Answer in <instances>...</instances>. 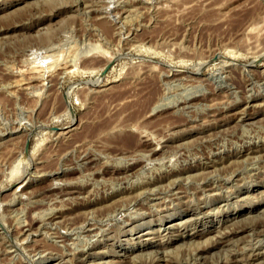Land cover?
Masks as SVG:
<instances>
[{"label": "rangeland", "instance_id": "rangeland-1", "mask_svg": "<svg viewBox=\"0 0 264 264\" xmlns=\"http://www.w3.org/2000/svg\"><path fill=\"white\" fill-rule=\"evenodd\" d=\"M263 90L264 0H0V264H264Z\"/></svg>", "mask_w": 264, "mask_h": 264}, {"label": "bare ground", "instance_id": "bare-ground-1", "mask_svg": "<svg viewBox=\"0 0 264 264\" xmlns=\"http://www.w3.org/2000/svg\"><path fill=\"white\" fill-rule=\"evenodd\" d=\"M38 1V0H37ZM93 1V0H92ZM147 1V0H146ZM152 1V0H151ZM13 2V1H12ZM118 2V1H117ZM89 3V2H88ZM96 3H98V2H96ZM148 3V2H147ZM99 4V3H98ZM102 5V4H101ZM100 5V6H101ZM110 5V4H109ZM103 6V5H102ZM110 6H112V5H110ZM93 7V6H92ZM92 7H90V8H92ZM141 7V6H140ZM147 7V6H146ZM106 8V7H105ZM108 8V7H107ZM145 8V7H144ZM80 9V8H79ZM115 9V8H114ZM127 9V8H126ZM125 9V10H126ZM109 10V9H108ZM80 11V10H79ZM84 11V10H83ZM87 11V10H86ZM115 11V10H114ZM143 11V10H142ZM141 11V12H142ZM117 12V11H116ZM115 12V13H116ZM84 13V12H83ZM87 13V12H86ZM118 13H119V11H118ZM135 13V12H134ZM122 14V13H121ZM87 15V14H86ZM117 15V14H116ZM133 15V14H132ZM137 15V14H136ZM97 16V15H96ZM109 17V16H108ZM123 17H129V16H123ZM116 19V18H115ZM123 20H125V19H123ZM129 20V19H128ZM105 21V20H104ZM110 22V21H109ZM116 23V22H115ZM38 24V23H37ZM112 24V23H111ZM140 25V24H139ZM249 25V24H248ZM247 25V26H248ZM251 25H252V23H251ZM254 25V24H253ZM122 26V25H121ZM125 26V25H124ZM123 26V27H124ZM250 26V25H249ZM139 27V26H138ZM252 27V26H251ZM251 27H249V28H251ZM118 28H119V26H118ZM253 28V27H252ZM139 29V28H138ZM247 29H248V27H247ZM256 29V28H255ZM120 30V29H119ZM122 30V29H121ZM116 31V30H115ZM124 31H125V29H124ZM252 31V30H251ZM253 31H254V28H253ZM121 32V31H120ZM130 33V32H129ZM124 35V34H123ZM127 35V34H126ZM125 35V36H126ZM130 37V36H129ZM118 38V37H117ZM124 39V38H123ZM125 42V41H124ZM132 46V45H131ZM99 47V46H98ZM261 49H263V48H261ZM98 51V50H97ZM103 51H105V50H103ZM102 51V52H103ZM123 51V50H122ZM261 51V50H260ZM103 54V53H102ZM107 54V53H106ZM105 54V55H106ZM99 55V54H98ZM261 56V55H260ZM105 58V57H104ZM106 59V58H105ZM109 59V58H108ZM255 59H257V58H255ZM51 60V59H50ZM49 60V61H50ZM206 60V59H205ZM49 61H47V62H49ZM109 61H111V60H109ZM104 62H108V60L106 59ZM103 62V63H104ZM207 62V61H206ZM143 63V62H142ZM67 64V63H66ZM72 64V63H71ZM101 64V63H100ZM147 64V63H146ZM204 64V63H203ZM104 64H102V66H103ZM107 65H108V63H107ZM155 65V64H154ZM73 66V65H72ZM105 66H106V63H105ZM104 66V67H105ZM158 66V65H157ZM65 67V66H64ZM140 67V66H139ZM153 67V66H152ZM200 67V66H199ZM156 68V67H155ZM174 68V67H173ZM143 70V69H142ZM158 70V69H157ZM165 70V69H164ZM163 70V71H164ZM198 70V69H197ZM34 72V71H33ZM36 73H38V72H36ZM245 73V72H244ZM34 74V73H33ZM144 75V74H143ZM147 75V74H146ZM228 75V74H227ZM32 76H34V75H32ZM207 76V75H206ZM223 76V75H222ZM35 77V76H34ZM29 78H31V79H33L32 77H29ZM28 78V79H29ZM160 78V77H159ZM179 78V77H178ZM194 78V77H193ZM217 78V77H216ZM31 79L29 80V82L31 81ZM35 79V78H34ZM138 79V78H137ZM170 80H173V79H170ZM189 80V79H188ZM199 80V79H198ZM210 80V79H209ZM217 80V79H216ZM18 81V80H17ZM97 81V80H96ZM154 81V80H153ZM20 82H22V81H19V84H20ZM24 82H26L27 84H28V81L26 80V81H24ZM23 82V83H24ZM159 82V81H158ZM15 84H17V82H14ZM25 83V84H26ZM135 83V82H134ZM149 83V82H148ZM155 83V82H154ZM153 83V84H154ZM171 83V82H170ZM187 83V82H186ZM189 83V82H188ZM30 84V83H29ZM152 84V85H153ZM195 84V83H194ZM201 84V83H200ZM221 84V83H220ZM254 84V83H253ZM23 85V84H22ZM144 85V84H143ZM148 85V84H147ZM147 85H146V89H147ZM152 85H151V87H152ZM179 85V84H178ZM224 85V84H223ZM21 86V85H20ZM27 86H29V85H27ZM188 86V85H187ZM256 86V85H255ZM24 87H25V85H24ZM134 87V86H133ZM154 87H156V85L154 86ZM175 87H177V86H175ZM192 87V86H191ZM213 87V86H212ZM211 87V88H212ZM218 87V86H217ZM248 87V86H247ZM17 88V87H16ZM28 88V87H27ZM88 88V87H87ZM150 88V87H149ZM148 88V89H149ZM254 88V87H253ZM257 88V87H256ZM96 89V88H95ZM138 89V88H137ZM144 89V88H143ZM160 89V88H159ZM194 89V88H193ZM204 89V88H203ZM259 89V88H258ZM140 90V89H139ZM145 90V89H144ZM153 90V89H152ZM157 90V89H156ZM156 90L154 91V92H156ZM131 91V90H130ZM211 91V90H210ZM246 91V90H245ZM264 91V90H263ZM138 92V91H137ZM149 92H151L150 90H149ZM167 92V91H166ZM191 93V92H190ZM134 94V93H133ZM138 94V93H137ZM141 94V93H140ZM145 94V93H144ZM144 94H142V95H144ZM147 94V93H146ZM155 94V93H154ZM233 94V93H232ZM38 95V94H37ZM127 95V94H126ZM129 95H131V94H129ZM152 95V99H153V94H151ZM164 95V94H163ZM163 95H162V97H163ZM41 96V95H40ZM135 96V95H134ZM127 97V96H126ZM133 97V96H132ZM155 97V96H154ZM194 97V96H193ZM125 98V97H124ZM137 98V97H136ZM139 98V97H138ZM148 98H151V97H149L148 96ZM148 98L146 99L147 100V104H148ZM196 98V97H195ZM246 98V97H245ZM38 99H39V97H38ZM135 99V98H134ZM141 99H143V98H141ZM141 99H140V101H141ZM143 100V102H145L146 103V100ZM137 100V99H136ZM161 100V99H160ZM163 100V99H162ZM182 100V99H181ZM246 100V99H245ZM120 101H121V98H120ZM138 101H139V99H138ZM197 101V100H196ZM204 101V100H203ZM202 101V102H203ZM126 102V101H125ZM133 102L134 101H132V104H133ZM185 102V101H184ZM193 102V101H192ZM206 102V101H205ZM256 102V101H255ZM259 102V101H258ZM127 103V102H126ZM141 103V102H140ZM174 103V102H173ZM245 103H247V102H245ZM252 103V102H251ZM260 103V102H259ZM138 104V102L136 101V105ZM142 104V103H141ZM224 104V103H223ZM253 104H254V102H253ZM135 105V104H134ZM244 105H246V104H244ZM244 105H243V107H244ZM148 106V105H147ZM147 106L145 107V109L147 108ZM161 106V104L159 105V99L158 98H154V100L151 102V104L148 106L149 108H148V115H149V112L151 113V112H154V110H156L158 107H160ZM180 106V105H179ZM183 106V105H182ZM125 107H126V105H125ZM129 107H130V104H129ZM136 107V106H135ZM134 107V108H135ZM139 107V106H138ZM243 107H241V109L243 108ZM139 108H142V106L141 107H139ZM193 108V107H192ZM240 108V107H239ZM195 110V109H194ZM159 111V110H158ZM174 111V110H173ZM183 111H184V109H183ZM232 111V110H231ZM236 111V110H235ZM227 113V112H226ZM233 113V112H232ZM135 114V113H134ZM141 114V113H140ZM144 114V113H143ZM177 114H178V112H177ZM242 113H237V115H235V118L236 117H238L240 120H243L244 118H245V116H242L241 115ZM136 115H138V114H136ZM254 115V114H253ZM140 116V115H139ZM184 116H186V115H184ZM121 117V116H120ZM123 117V116H122ZM192 117V116H191ZM196 118V117H195ZM122 119V118H121ZM143 119V118H142ZM72 120H73V118H72ZM136 120V119H135ZM120 121V120H119ZM124 122H126V119H125V121ZM118 123V122H117ZM122 123V122H121ZM134 123V122H133ZM130 124V123H129ZM78 125V124H77ZM124 125V124H123ZM132 125V124H131ZM130 125V126H131ZM137 125V124H136ZM70 126V125H69ZM113 126H115V125H113ZM112 126V127H113ZM135 126V125H134ZM125 127V126H124ZM124 127H122L121 126V128H123V129H121V131L122 130H124ZM13 128V127H12ZM11 128V129H12ZM127 128H131V130H132V128H133V125H132V127H127ZM135 128H136V126H135ZM140 128V127H139ZM138 128V129H139ZM104 129H105V127H104ZM141 129V128H140ZM139 129V130H140ZM103 130V129H102ZM127 130V129H126ZM129 130V129H128ZM138 130V131H139ZM120 131V130H119ZM133 131V130H132ZM67 132H69V131H67ZM66 132V133H67ZM141 133V132H140ZM147 133V132H146ZM9 134V133H8ZM57 134V133H56ZM121 133H119L118 135H120ZM122 134L123 135H121V136H126L127 138H128V140L130 139V140H132L133 141V144L135 145V146H137L138 145V143H139V139H136V137H133L129 132H127L126 131V133H124V131L122 132ZM138 134V133H137ZM143 134V133H142ZM228 135V134H227ZM146 136V135H145ZM149 136V135H148ZM26 137V136H25ZM28 137V136H27ZM153 137V136H152ZM145 139V138H144ZM250 139V138H249ZM152 141H153V139H151ZM158 141V140H157ZM160 141H161V139H160ZM250 142V141H249ZM247 143V142H246ZM158 144V143H157ZM236 146V145H235ZM242 146V145H241ZM157 148V147H156ZM155 147H154V149L153 150H155L156 149ZM133 150V149H132ZM137 150V149H136ZM150 150V149H149ZM152 150V149H151ZM206 150V149H205ZM219 150V149H218ZM19 151H20V149H19ZM129 151V150H128ZM245 151V150H244ZM263 152V151H262ZM127 153V152H126ZM137 154H138V152H137ZM150 154V153H149ZM148 154V155H149ZM216 154V153H215ZM257 154V153H256ZM82 155V154H81ZM249 155V154H248ZM258 155H259V153H258ZM1 156V155H0ZM263 156V155H262ZM133 159V158H132ZM137 159V158H136ZM139 159H141V158H139ZM147 159V158H146ZM149 159V158H148ZM236 159V158H235ZM239 159V158H238ZM255 158H253V160H254ZM77 160V159H76ZM84 160H86V159H84ZM90 160V159H89ZM126 160V159H125ZM188 160V159H187ZM3 161V160H2ZM34 161V160H33ZM108 161V160H107ZM111 161V160H110ZM119 161V160H118ZM32 162V161H31ZM63 162V161H62ZM125 163V162H124ZM162 163V162H161ZM211 163V162H210ZM118 164V163H117ZM144 164V163H143ZM145 164H147V163H145ZM176 164V163H175ZM188 164V163H187ZM221 165H222V163H221ZM251 165V164H250ZM60 166V165H59ZM137 166V165H136ZM248 166V165H247ZM253 166V165H252ZM146 167V166H145ZM150 167V166H149ZM165 167V166H164ZM55 168V167H54ZM126 168V167H125ZM176 168V167H175ZM78 169V168H77ZM157 169V168H156ZM261 169V168H260ZM2 170H4V169H2ZM13 170V169H12ZM57 170V169H56ZM98 170H99V168H98ZM197 170V169H196ZM204 170H206V169H204ZM17 171V170H16ZM15 171V172H16ZM52 171V170H51ZM54 171V170H53ZM3 172V171H2ZM12 172V171H11ZM10 172V173H11ZM23 172V171H22ZM42 172V171H41ZM12 173H14V172H12ZM79 173V172H78ZM90 173V172H89ZM145 173V172H144ZM192 172H190V174H191ZM90 174H92V173H90ZM110 174V173H109ZM149 174V173H148ZM154 174V173H153ZM232 174V173H231ZM102 175V174H101ZM100 175V176H101ZM9 176L10 177H12L10 174H9ZM82 176V175H81ZM108 176V175H107ZM230 176V175H229ZM2 177V176H1ZM30 177V176H29ZM91 177V176H90ZM184 177H186V175L184 176ZM26 178V177H25ZM101 178V177H100ZM188 178V176L186 177V179ZM11 179H13V178H11ZM11 179H9L10 181H11ZM55 179V178H54ZM57 179V178H56ZM77 179H79V178H77ZM90 179V178H89ZM94 179V178H93ZM127 179V178H126ZM177 179V178H176ZM259 179V178H258ZM60 180V179H59ZM64 180V179H63ZM69 180V179H68ZM76 180V179H75ZM145 180V179H144ZM159 179H157V180H154V181H152V182H150V183H148V184H153V185H155V186H158L159 185V183H158V185H156L155 183L158 181ZM261 180V179H260ZM24 180H22V183H24L23 182ZM148 181V180H147ZM150 181H151V179H150ZM21 182V181H20ZM52 182V181H51ZM60 182V181H59ZM65 182V181H64ZM70 182V181H69ZM138 182H140V181H138ZM137 182V183H138ZM55 184H57L56 182H54ZM54 183H53V185H54ZM82 183V182H81ZM94 183V182H93ZM166 183V182H165ZM59 184V183H58ZM61 184H62V182H61ZM61 184H59V185H61ZM64 184V183H63ZM136 184V183H135ZM163 184V183H162ZM162 184H160V185H162ZM21 185V184H20ZM28 185V184H27ZM70 185V184H69ZM74 185V184H73ZM99 185V184H98ZM103 185V184H102ZM137 185V184H136ZM168 185V184H167ZM25 185H23V186H21V188L20 189H22L23 187H24ZM150 186V185H149ZM163 186V185H162ZM211 186V185H210ZM17 188H18V186H16ZM16 187H15V190H16ZM54 187V186H53ZM174 187V186H173ZM63 189H64V187H62ZM74 188H76V189H74ZM72 187V188H69V189H67L66 188V190H65V194H73V193H78L79 194V191L78 190H80V189H78V187ZM105 188V187H104ZM123 188V187H122ZM126 188V187H125ZM150 188H153V187H150ZM19 189V188H18ZM140 189V188H139ZM153 189H156V187L155 188H153ZM152 189V190H153ZM160 189V188H159ZM24 190V189H23ZM54 190V189H53ZM120 190V189H119ZM148 191L149 190H151V189H147ZM164 190H166V189H164ZM213 190V189H212ZM259 190V189H258ZM19 191V190H18ZM144 191V190H143ZM215 191V190H214ZM250 191V190H249ZM257 191V190H256ZM16 192V191H15ZM25 192V191H24ZM48 192V191H47ZM136 192V191H135ZM21 193H23V191L21 192ZM131 193V192H130ZM130 193H128V195L130 194ZM219 193V192H218ZM254 193V192H253ZM17 194V193H16ZM25 194V193H24ZM123 195H124V193H122ZM157 194V193H156ZM131 195V194H130ZM133 195V194H132ZM161 195V194H160ZM178 195V194H177ZM21 196H23V195H21ZM69 196V195H68ZM153 196H155V195H153ZM166 196V195H165ZM172 196V195H171ZM213 196V195H212ZM241 196V195H240ZM47 197V196H46ZM50 197V196H49ZM59 197V196H58ZM100 197V196H99ZM122 197V196H121ZM196 197V196H195ZM215 197V196H214ZM263 197V196H262ZM48 198V197H47ZM118 198H119V196H118ZM254 198H255V196H254ZM258 198V197H257ZM264 198V197H263ZM113 199H115V198H113ZM144 199V198H143ZM167 199V198H166ZM165 199V200H166ZM242 199H243V197H242ZM252 199V198H251ZM24 200V199H23ZM43 200V199H42ZM47 200V199H46ZM145 200V199H144ZM163 200V199H162ZM246 200V199H245ZM258 200V199H257ZM6 201V200H5ZM39 201V200H38ZM135 201V200H134ZM149 201V200H148ZM175 201V200H174ZM243 201V200H242ZM247 201V200H246ZM43 202H44V200H43ZM58 202V201H57ZM76 202V201H75ZM143 202V201H142ZM54 203V202H53ZM107 203H110V200H109V202H107ZM106 203V204H107ZM124 203V202H123ZM61 204V203H60ZM130 204V203H129ZM53 205H55V203L53 204ZM226 205V204H225ZM31 206V205H30ZM61 206V205H60ZM96 206V205H95ZM101 206V205H100ZM206 206V205H205ZM27 207H29V206H27ZM58 207H59V205H58ZM163 207V206H162ZM187 207H189V206H187ZM259 207V206H258ZM50 208V207H49ZM53 208H55V207H53ZM60 208V207H59ZM136 208V207H135ZM134 208V209H135ZM145 208V207H144ZM151 208V207H150ZM153 208V207H152ZM217 208V207H216ZM252 208V207H251ZM254 208V207H253ZM3 209V208H2ZM45 209V208H44ZM158 209V208H157ZM263 209H264V207L262 208V211H263ZM106 210H108V209H106ZM132 210V209H131ZM185 210H187V209H185ZM202 210V209H201ZM200 210V211H201ZM208 210V209H207ZM237 210V209H236ZM35 211V210H34ZM37 211H39V210H37ZM55 211V210H54ZM119 211V210H118ZM138 211V210H137ZM196 211V210H195ZM242 211V210H241ZM240 210L238 211V212H241ZM249 211V210H248ZM42 212V211H41ZM77 212V211H76ZM199 212V211H198ZM234 212V211H233ZM19 213V212H18ZM45 213V212H44ZM60 213V212H59ZM73 213V212H72ZM132 213V212H131ZM178 213V212H177ZM194 213V212H193ZM249 213V212H248ZM251 213V212H250ZM40 214V213H39ZM42 214V213H41ZM58 214V213H57ZM148 214V213H147ZM199 214V213H198ZM241 214V213H240ZM8 215V214H7ZM24 215V214H23ZM34 215V214H33ZM44 215V214H43ZM42 215V216H43ZM53 215H55V214H53ZM62 215V214H61ZM70 215V214H69ZM128 215V214H127ZM15 216V215H14ZM45 216V215H44ZM90 216V215H89ZM232 216V215H231ZM239 216V215H238ZM57 217V215H55V218ZM92 217V216H91ZM104 217V216H103ZM258 217V216H257ZM44 218V217H43ZM225 218V217H224ZM245 218V217H244ZM253 218V217H252ZM14 219V218H13ZM18 219V218H17ZM62 219V218H61ZM123 219V218H122ZM249 219V218H248ZM16 220V219H15ZM22 220V219H21ZM24 220V219H23ZM42 220V219H41ZM50 220V219H49ZM55 220V219H54ZM180 220V219H179ZM221 220V219H220ZM219 220V221H220ZM245 220V219H244ZM193 221V220H192ZM213 221V220H212ZM218 221V222H219ZM112 222V221H111ZM260 222V221H259ZM16 223H18V222H16ZM53 223H55V222H53ZM91 223V222H90ZM97 223V222H96ZM182 221H179V222H175V223H173V224H169L168 226H167V228L166 229H168V228H170L171 230L172 229H178V228H180V226L182 225ZM228 223V222H227ZM262 223V222H261ZM260 223V224H261ZM19 224H22V223H19ZM58 224V223H57ZM71 224V223H70ZM73 224H75V223H73ZM72 224V225H73ZM162 224V223H161ZM2 225V224H1ZM7 225V224H6ZM95 225V224H94ZM110 225V224H109ZM204 225V224H203ZM233 225V224H232ZM231 225V226H232ZM15 226V225H14ZM18 226V225H17ZM56 226V225H55ZM70 226V225H69ZM140 226V225H139ZM198 226V225H197ZM230 226V225H229ZM240 226V225H239ZM253 226V225H252ZM3 227V226H2ZM12 227V226H11ZM16 227V226H15ZM33 227V226H32ZM65 227V226H64ZM63 227V228H64ZM71 227V226H70ZM73 227V226H72ZM166 227V226H165ZM212 227V226H211ZM247 227V226H246ZM19 228V227H18ZM28 228V227H27ZM103 228H105V227H103ZM155 228V227H154ZM205 228V227H204ZM218 228V227H217ZM216 228V229H217ZM226 228V227H225ZM249 228V227H248ZM258 228V227H257ZM260 228H262V227H260ZM32 229V228H31ZM38 229V228H37ZM67 229V228H66ZM65 229V230H66ZM153 229V228H152ZM222 229V228H221ZM220 229V230H221ZM224 229V228H223ZM228 229V228H227ZM4 230H5V233H6V229L4 228ZM45 230V229H44ZM57 230V229H56ZM60 230H61V228H60ZM88 230V229H87ZM112 230V229H111ZM149 230V229H148ZM184 230V229H183ZM205 230V229H204ZM213 230H215V228L213 229ZM225 230V229H224ZM250 230V229H249ZM259 230V229H258ZM8 231V230H7ZM36 231H38V230H36ZM99 231V230H98ZM101 231V230H100ZM178 231V230H177ZM192 231V230H191ZM239 231H241V228H234V229H232V230H228V231H225V232H219L218 231V240H221L223 237H224V235H226V234H236V233H238ZM251 231V230H250ZM145 232V231H144ZM148 232V231H147ZM154 232V231H153ZM174 232V231H173ZM264 232V231H263ZM95 233V232H94ZM152 233V232H151ZM204 232H194V234H192V236H190V238H192V237H195V235H201V234H203ZM255 233V232H254ZM7 234H8V232H7ZM35 234V233H34ZM87 234V233H86ZM89 234V233H88ZM159 234V233H158ZM174 234V233H173ZM182 234V233H181ZM141 235V234H140ZM179 235V234H178ZM184 235H185V233H184ZM213 235V234H212ZM239 235V234H238ZM237 235V236H238ZM242 235V234H241ZM8 236V235H7ZM81 236V235H80ZM104 236V235H103ZM119 236V235H118ZM150 236V235H149ZM149 236H148V238H149ZM165 236V235H164ZM167 236V235H166ZM213 236H215V235H213ZM73 237V236H72ZM90 237H91V235H90ZM208 237H210L211 238V236H210V234H209V236H207L206 238H204V240L206 239H208ZM230 237V236H229ZM234 237H236V236H234ZM233 237V238H234ZM15 238V237H14ZM25 238V237H24ZM147 238V237H146ZM152 238V237H151ZM164 238V237H163ZM198 238V237H197ZM250 238V237H249ZM13 239V238H12ZM86 239V238H85ZM91 239V238H90ZM196 239V238H195ZM212 240H213V238H211ZM225 239V238H224ZM2 240H5V239H2ZM18 240V239H17ZM23 240V239H22ZM68 240V239H67ZM167 240V239H166ZM169 240V239H168ZM192 240V239H191ZM201 240H203L202 238H201ZM229 240V239H228ZM235 240V239H234ZM234 240H233V243H234ZM257 240V239H256ZM261 240V239H260ZM1 241V240H0ZM76 241V240H75ZM86 241H87V239H86ZM160 241V240H159ZM163 241V240H162ZM186 241V240H185ZM198 241H199V239H198ZM197 241V243L198 244H200V241L198 242ZM235 241H237V240H235ZM19 242V241H18ZM77 242V241H76ZM81 242V241H80ZM149 242H150V240H149ZM193 242H194V239H193ZM228 242V241H227ZM261 242V241H260ZM141 243V242H140ZM181 243V242H180ZM194 243H196V242H194ZM196 243V244H197ZM202 243H205L204 241H202ZM201 243V244H202ZM214 243V242H213ZM237 243V245H238V242H236ZM236 243H235V245H236ZM83 244V243H82ZM179 244V243H178ZM177 244V245H178ZM190 244L191 243H189V247H191L190 246ZM197 244V245H198ZM217 244V243H216ZM226 244V243H225ZM232 244V243H231ZM244 244V243H243ZM254 244H256L257 245V243L255 242ZM7 245V244H6ZM86 245V244H85ZM156 245V244H155ZM160 245V244H159ZM176 245V244H175ZM174 245V246H175ZM176 245V246H177ZM184 244H182V246H183ZM192 245V244H191ZM208 245V244H207ZM240 245V244H239ZM148 246V244L146 245V244H142V245H139L138 244V246H137V249L136 250H138V252L139 253H141L140 251H142V253L144 254L145 252H143V250L145 251L146 250V247ZM161 246V245H160ZM168 246H170V245H168ZM168 246H167V248H168ZM180 246H181V244L179 245V248H180ZM199 247H201L200 245H198ZM197 246V247H198ZM12 247V246H11ZM16 247V246H15ZM37 247V246H36ZM65 247V246H64ZM162 247V246H161ZM198 247V248H199ZM204 247V246H203ZM218 247V246H217ZM233 247V246H232ZM3 248V247H2ZM9 248V247H8ZM7 248V249H8ZM83 248H84V246H83ZM131 248V247H130ZM129 248V249H130ZM157 248H158V246H157ZM164 248H166V247H164ZM177 248V247H176ZM178 248V249H179ZM239 248V247H238ZM245 248V247H244ZM10 249V248H9ZM77 249V248H76ZM260 249H262L261 248V246H260V248H256V249H251L250 248V250H249V253L246 255L245 254V256L247 257V259H251V260H253L254 258H256V257H258L260 254H261V250ZM47 250V249H46ZM71 250V249H70ZM99 250V249H98ZM125 250V249H124ZM149 250V251H148ZM147 251L148 252H150V249H148ZM153 250V249H152ZM160 250V249H159ZM172 250H173V248H172ZM174 250H176V249H174ZM221 250H222V246H221ZM230 250V249H229ZM239 250H241V248L239 249ZM246 250V249H245ZM15 251V250H14ZM155 251V250H154ZM157 251H158V249H157ZM156 251V252H157ZM161 252H163L162 250H160ZM180 251V250H179ZM191 251H192V248H191ZM206 251V250H205ZM212 251V250H211ZM224 251V250H223ZM243 251V250H242ZM17 252V251H16ZM35 252V251H34ZM62 252V251H61ZM137 252V251H136ZM136 252H135V254H136ZM166 252V251H165ZM170 253L171 252V249L170 250H168L167 251V253ZM200 252V251H199ZM11 253H13V252H11ZM25 253V252H24ZM43 253V252H42ZM116 253V252H115ZM129 253V252H128ZM131 253V252H130ZM147 253V252H146ZM158 253V252H157ZM205 253V252H204ZM219 253V252H218ZM225 253V252H224ZM4 254V253H3ZM133 254V253H132ZM143 254L141 255V257L143 256ZM153 254V253H152ZM161 254V253H160ZM178 254H179V252H178ZM198 254V253H197ZM206 254V253H205ZM117 255V254H116ZM138 255V254H137ZM149 255V253L147 254V256ZM158 255V254H157ZM215 255V254H214ZM119 256V255H118ZM146 256V255H145ZM156 255H154V257H155ZM199 256H200V254H199ZM34 257V256H33ZM121 257V256H120ZM129 257V256H128ZM131 258H124L123 260H121L120 261V263L121 264H131V263H134V261H135V259H134V257L135 256H130ZM132 257H133V259H134V261H132ZM140 257V256H139ZM167 256H164V258H166ZM200 257H202V256H200ZM222 257V256H221ZM227 257V256H226ZM225 257V258H226ZM233 257V256H232ZM231 257V258H232ZM237 257H239V256H237ZM242 257V256H241ZM240 257V258H241ZM81 258V257H80ZM143 258H144V256H143ZM148 258V257H147ZM152 258V257H151ZM199 258V257H198ZM219 258V257H218ZM236 258V257H235ZM234 258V259H235ZM26 259H27V257H26ZM137 259V258H136ZM150 259V258H149ZM157 259H158V257H157ZM203 259V258H202ZM208 259H209V257H208ZM9 260V259H8ZM11 260V259H10ZM73 260V259H72ZM114 260V259H113ZM139 260V259H138ZM194 260V259H193ZM219 260V259H218ZM232 260V259H231ZM236 260V259H235ZM251 260H249V263L251 262ZM257 260V259H256ZM84 261V260H83ZM119 261V260H118ZM144 261V260H143ZM189 261V260H188ZM91 262V261H90ZM95 262V261H94ZM137 262V261H136ZM151 262V261H150ZM165 262H167V260H165ZM184 262V261H183ZM200 262H201V260H200ZM215 262V261H214ZM226 262V261H225ZM236 262V261H235ZM242 262H244V260L242 261ZM248 262V261H247ZM253 262H255V261H253ZM13 263V262H12ZM11 263V264H12ZM89 263V262H88ZM87 263V264H88ZM93 263V262H92ZM118 263V262H117ZM116 263V264H117ZM155 263V262H154ZM157 263V262H156ZM194 263V262H193ZM203 263V262H202ZM228 263V262H227ZM237 264H238V262H236ZM208 264V263H207ZM233 264V263H232ZM239 264H241V263H239ZM247 264V263H246ZM253 264V263H252ZM259 264H260V262H259Z\"/></svg>", "mask_w": 264, "mask_h": 264}]
</instances>
